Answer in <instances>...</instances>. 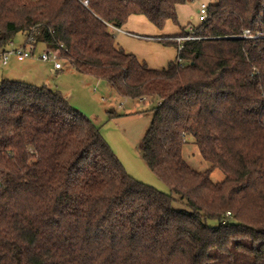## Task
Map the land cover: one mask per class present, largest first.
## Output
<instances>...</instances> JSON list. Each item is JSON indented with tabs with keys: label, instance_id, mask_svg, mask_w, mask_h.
I'll return each instance as SVG.
<instances>
[{
	"label": "trees",
	"instance_id": "1",
	"mask_svg": "<svg viewBox=\"0 0 264 264\" xmlns=\"http://www.w3.org/2000/svg\"><path fill=\"white\" fill-rule=\"evenodd\" d=\"M89 1L0 0V49L32 33L120 96L150 98L144 158L190 210L132 177L62 91L3 78L0 264H264V0L211 2L205 38L162 69L119 47L108 23L142 14L163 28L189 0ZM189 138L207 172L184 159Z\"/></svg>",
	"mask_w": 264,
	"mask_h": 264
},
{
	"label": "rangeland",
	"instance_id": "2",
	"mask_svg": "<svg viewBox=\"0 0 264 264\" xmlns=\"http://www.w3.org/2000/svg\"><path fill=\"white\" fill-rule=\"evenodd\" d=\"M214 1L194 0L178 6L177 21L168 20L163 28L156 26L142 14L133 15L130 20L133 24L123 25L121 28L124 30L123 33L129 35L128 37L145 42L148 40L134 38L131 35L139 34L145 37L175 35L187 31L191 26L199 27L202 24L199 17L201 3L210 4ZM24 40L25 33H18L14 38L16 44ZM163 45L174 51L171 61L177 59L176 45L172 43ZM44 48L45 45L39 43L33 58L24 61L12 58L8 65L0 66V81L9 78L35 85L48 84L62 91L74 108L92 118L100 126L105 140L132 177L162 192L173 194L175 209L190 210L187 201L180 200L178 194L172 193L169 186L151 169L143 156V140L153 120V112L149 110L153 104L150 98L143 102L122 97L106 80L80 73L68 66L64 60H61L64 64L63 68L57 70L52 62L43 61L38 57ZM183 157L198 172H207L211 167V162L203 157L194 138H189L184 145ZM210 177L215 183H220L225 179V173L220 168H216L210 173ZM208 222L210 225H217V221L213 219Z\"/></svg>",
	"mask_w": 264,
	"mask_h": 264
},
{
	"label": "built area",
	"instance_id": "3",
	"mask_svg": "<svg viewBox=\"0 0 264 264\" xmlns=\"http://www.w3.org/2000/svg\"><path fill=\"white\" fill-rule=\"evenodd\" d=\"M80 1L82 2L83 5L89 7V3H90L89 0H80ZM189 1H194V0H189ZM209 5L210 4H207L206 2L201 3L199 9V13H200L199 17L202 23L210 18ZM108 25L113 33L124 32V30L121 27L116 26L113 23H108ZM198 31L199 30L197 29V27L191 26L187 31H184L177 36L169 37L168 40H174L178 43V47H177L178 63L183 62V59L180 56V52L183 50L186 41L200 40L202 38H205L204 36L199 34ZM241 37L253 38L255 36L251 35L250 30H245V33ZM39 43L41 42H38L36 36L33 35L32 33L26 34L25 40L20 44H16L14 40L10 41L6 47L0 49V66L8 65L12 58H16L19 61H24L25 59L33 58L37 53ZM60 47H63V45H60L57 48H50L45 45V48L40 51L38 57L43 61L52 62L56 69L62 68L63 64L61 63Z\"/></svg>",
	"mask_w": 264,
	"mask_h": 264
},
{
	"label": "crops",
	"instance_id": "4",
	"mask_svg": "<svg viewBox=\"0 0 264 264\" xmlns=\"http://www.w3.org/2000/svg\"><path fill=\"white\" fill-rule=\"evenodd\" d=\"M177 13H178V9H177ZM132 16L133 15L129 17L127 23L124 25L130 26L133 24L132 21H130ZM181 33H178L175 35L167 34V35H153V36H146V37L143 35L132 33L133 34L131 35L132 37L148 40L147 42L142 41V40L140 41L137 39H132L128 37L129 35L127 36L126 33H123V32L114 33V35H115V40H116L117 45L121 47L122 49H124L126 52L135 54L141 61L145 62L151 68L162 69L168 66V64L172 62L171 60L174 57V51L172 49H169L166 45H163V44L164 43L169 44V42H166V41H173V40H168L169 37H174ZM25 37H26V34H25ZM156 37L158 39H156ZM150 40H157V41H150ZM150 42H156V43H150ZM177 54H178V51H177ZM177 54H176V57H177ZM14 59L17 60L16 58ZM62 68H59L57 70H60ZM37 74H40V73H37Z\"/></svg>",
	"mask_w": 264,
	"mask_h": 264
},
{
	"label": "water",
	"instance_id": "5",
	"mask_svg": "<svg viewBox=\"0 0 264 264\" xmlns=\"http://www.w3.org/2000/svg\"><path fill=\"white\" fill-rule=\"evenodd\" d=\"M143 156H144V152H143Z\"/></svg>",
	"mask_w": 264,
	"mask_h": 264
}]
</instances>
